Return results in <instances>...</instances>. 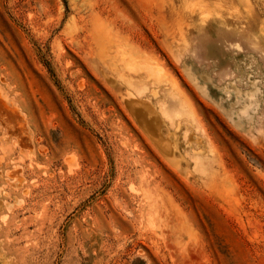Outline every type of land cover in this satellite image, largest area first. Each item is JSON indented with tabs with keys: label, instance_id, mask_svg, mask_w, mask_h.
<instances>
[{
	"label": "rangeland",
	"instance_id": "374dc122",
	"mask_svg": "<svg viewBox=\"0 0 264 264\" xmlns=\"http://www.w3.org/2000/svg\"><path fill=\"white\" fill-rule=\"evenodd\" d=\"M0 264H264V0H0Z\"/></svg>",
	"mask_w": 264,
	"mask_h": 264
},
{
	"label": "bare ground",
	"instance_id": "6f19581e",
	"mask_svg": "<svg viewBox=\"0 0 264 264\" xmlns=\"http://www.w3.org/2000/svg\"><path fill=\"white\" fill-rule=\"evenodd\" d=\"M236 48L238 49V50H240L241 49V47H240V45H236Z\"/></svg>",
	"mask_w": 264,
	"mask_h": 264
}]
</instances>
